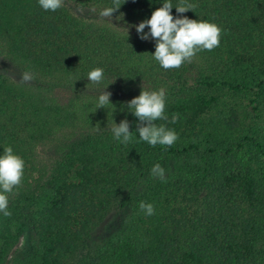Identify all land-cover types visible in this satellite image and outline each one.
Masks as SVG:
<instances>
[{
    "label": "trees",
    "instance_id": "trees-1",
    "mask_svg": "<svg viewBox=\"0 0 264 264\" xmlns=\"http://www.w3.org/2000/svg\"><path fill=\"white\" fill-rule=\"evenodd\" d=\"M119 2L103 17L114 0H63L54 12L38 0H0V55L13 67L0 68V155L11 146L24 160L21 184L7 193L11 215L0 212V264L11 263L19 222L39 194L46 202L30 219L36 240L16 264H264V0H187L195 7L183 14L181 0H170L174 19L222 31L218 47L168 70L154 59L156 41L136 30L164 0ZM96 67L99 83L87 79ZM25 71L30 82H21ZM105 88L126 94L97 108ZM142 89H164L169 119L155 123L177 133L172 146L140 140L127 102ZM248 116L253 134L242 131ZM125 119L127 144L111 131ZM53 142L47 170L38 148ZM156 163L166 182L151 175ZM141 201L155 213L145 215ZM127 203L123 235L77 257L107 214Z\"/></svg>",
    "mask_w": 264,
    "mask_h": 264
},
{
    "label": "clouds",
    "instance_id": "clouds-1",
    "mask_svg": "<svg viewBox=\"0 0 264 264\" xmlns=\"http://www.w3.org/2000/svg\"><path fill=\"white\" fill-rule=\"evenodd\" d=\"M38 3L44 10L53 12L63 6V0H38ZM120 5L119 0H114V6L105 8L100 15L111 17ZM194 7L193 4L187 3V0H181L176 6V12L183 14L190 9L193 10ZM172 8L170 0H164L162 7L156 8L150 19H145L136 25L142 40L151 37L156 41L153 56L165 70L179 68L185 61L191 62L200 50L211 51L218 47L222 31L217 24L206 20L189 19L187 16H178L174 19L171 13ZM146 26L149 27L148 33L144 32ZM32 79L33 75L30 72L25 71L21 75V82H30ZM87 79L93 83L101 82L103 69L93 68L87 74ZM105 89L98 97L97 108H105L110 103L111 93ZM127 107L138 118L137 131L141 141L153 147L157 144L170 147L178 139L174 130L167 128L164 124L158 126L155 123L157 120L169 119L165 114L164 89L158 91L142 89L138 96L127 102ZM177 120L178 114H173L171 123H176ZM111 131L114 138L121 143L127 144L132 140L127 119L122 120L118 125L114 122ZM150 171L153 177L166 182V170L159 163L154 164ZM23 174L24 160L14 153L11 146H6L3 154L0 155V212L6 217L11 215L8 210L7 193H11L21 184ZM139 209L148 216L155 213L154 205L145 201L139 203Z\"/></svg>",
    "mask_w": 264,
    "mask_h": 264
},
{
    "label": "rangeland",
    "instance_id": "rangeland-1",
    "mask_svg": "<svg viewBox=\"0 0 264 264\" xmlns=\"http://www.w3.org/2000/svg\"><path fill=\"white\" fill-rule=\"evenodd\" d=\"M70 9V8H69ZM71 11L75 15H79L83 13V10L79 9H73L71 8ZM0 68L5 69L6 72H12L13 67L12 65L3 57L0 55ZM104 89L97 90L98 95L102 93ZM105 91L110 92L111 96H120L125 95L126 92L124 89L120 88H112V89H105ZM96 93V92H92ZM248 103V100L243 101V105H246ZM242 105V106H243ZM250 106V105H249ZM249 110V107L246 108V111ZM249 118V119H248ZM245 123V125L242 127L243 134H253L254 130L251 129L250 126H248L249 121H253V119L250 120V116H248ZM254 118V117H252ZM255 119V118H254ZM251 121V122H252ZM258 121V120H257ZM260 126V124H259ZM258 126V127H259ZM84 130H75L74 133H66L65 136L59 138V143L64 144L68 141H71L73 138L78 136L80 132ZM55 144L53 143H47L44 146H41L38 148V161L40 166H44L47 170L50 167V160L54 157L55 153ZM46 202V199L43 196H36L33 200H30L28 202V208L25 209V216L22 217L21 221L19 222V226L24 225V228L22 229V234L19 237L17 243L13 247L9 258L11 263L9 264H16L19 259H21L25 252L30 248L31 241L36 240V234L33 229V221H30V219L34 218V216L40 211V209L44 206V203ZM122 208L121 210L113 209L110 211L104 221L91 232L90 236L86 240L85 244L78 250L77 257H84L89 256V254H95L98 247H103L109 240H116L119 237H121L124 230V223L126 219L131 214V207L128 205ZM36 220H34L35 222ZM101 247V248H102Z\"/></svg>",
    "mask_w": 264,
    "mask_h": 264
}]
</instances>
